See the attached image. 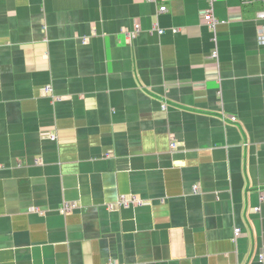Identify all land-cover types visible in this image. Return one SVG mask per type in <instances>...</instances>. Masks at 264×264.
<instances>
[{"label":"crops","instance_id":"0c3cea01","mask_svg":"<svg viewBox=\"0 0 264 264\" xmlns=\"http://www.w3.org/2000/svg\"><path fill=\"white\" fill-rule=\"evenodd\" d=\"M261 11L0 0V264H264Z\"/></svg>","mask_w":264,"mask_h":264},{"label":"built area","instance_id":"2783aa9c","mask_svg":"<svg viewBox=\"0 0 264 264\" xmlns=\"http://www.w3.org/2000/svg\"><path fill=\"white\" fill-rule=\"evenodd\" d=\"M150 1H157V0H150ZM167 9V7L165 6V5H163L162 7H160V10L161 11H165ZM260 18H262V19H264V11H261L260 12ZM204 19L207 21V23H209V25H210V27H215V25H216V23H217V19H216V17L212 14V11L211 10H208V11H206L205 13H204ZM141 30V25H140V23L139 22H136L135 23V26H134V28L132 29V30H130L129 32H128V35L130 36V38H134L137 34H138V32ZM159 32L160 33H162L163 32V30H159ZM263 32L264 31H262L261 32V34L259 35V42L261 43V42H264V34H263ZM217 51L215 50L214 52H213V56H216L217 55ZM44 90H45V92H47V93H52V87L50 86V85H47V86H45L44 87ZM231 119L232 120H236V117H234V116H232L231 117ZM51 137L52 138H55V136L52 134L51 135ZM173 145H176V143H172V146ZM195 191L196 190H198V187L197 188H195L194 189ZM142 200L140 199V198H138V197H135V196H133V195H131L130 197H129V199L128 198H125V197H121V200L119 199V204L120 205H126V206H128V205H130V204H133V205H138V204H142ZM110 208H113V205H110L109 206ZM74 208V205L73 204H71V203H65L63 206H62V212H67V211H70L71 209H73ZM259 208V207H258ZM257 208V209H258ZM240 233H241V230L239 229V228H236V234H237V236H239L240 235Z\"/></svg>","mask_w":264,"mask_h":264},{"label":"rangeland","instance_id":"374dc122","mask_svg":"<svg viewBox=\"0 0 264 264\" xmlns=\"http://www.w3.org/2000/svg\"><path fill=\"white\" fill-rule=\"evenodd\" d=\"M157 1H158V0H157ZM172 147H176V145H173ZM197 187H198V185H194L193 189H195V188H197ZM130 196H131V195H129V196H125V198H128V199H129ZM133 196L138 197V195H135V194H133ZM138 198H139V197H138ZM120 200H121V197H120ZM118 206H120V204H119V200H118L117 202L113 203V208H117ZM113 208H111V209H113Z\"/></svg>","mask_w":264,"mask_h":264}]
</instances>
